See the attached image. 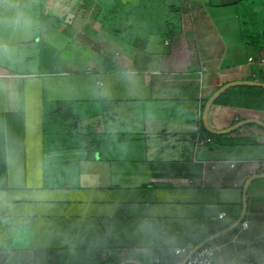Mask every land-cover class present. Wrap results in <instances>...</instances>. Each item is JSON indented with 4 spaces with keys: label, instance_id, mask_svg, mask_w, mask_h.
<instances>
[{
    "label": "crops",
    "instance_id": "1",
    "mask_svg": "<svg viewBox=\"0 0 264 264\" xmlns=\"http://www.w3.org/2000/svg\"><path fill=\"white\" fill-rule=\"evenodd\" d=\"M252 1L0 0V58L1 38L40 31L35 37L47 40H35L38 60L55 68L38 83L0 62L8 170L10 156L21 157L11 154L13 142L9 148L18 139L10 129L15 117L33 114L41 123L51 101H73L86 115L100 105L89 121L97 119L106 138L95 156H80L78 180L68 189L41 182V199L7 197L10 185L0 191L15 245L0 250L8 253L4 262L14 253L17 264H181L196 245L215 239L214 264H264V195L251 189L254 180L243 218L249 226L243 219L235 225L246 180L264 173V157L252 149L264 148V129L246 124L212 146L202 121L222 85L261 77L259 49L241 34V13ZM18 17L21 23H11ZM114 107L110 121L120 120L119 131L103 121ZM248 118L264 121V112L216 103L208 112L217 130ZM27 190L34 192L26 185L15 192Z\"/></svg>",
    "mask_w": 264,
    "mask_h": 264
},
{
    "label": "trees",
    "instance_id": "2",
    "mask_svg": "<svg viewBox=\"0 0 264 264\" xmlns=\"http://www.w3.org/2000/svg\"><path fill=\"white\" fill-rule=\"evenodd\" d=\"M258 2L252 1L246 5V9L241 13V34L244 42L248 45L255 46L264 50V0ZM264 82L263 69L261 77L258 79ZM216 104H225L236 106L244 109H249L258 112H264V87L251 85L233 86L221 93L215 100ZM80 105L73 101L55 100L46 104L43 111V151L47 154H55L60 156V162L56 164L69 166L78 164L80 156L91 158L98 153L105 142V132H99L94 127L93 123L87 121L95 118L97 115H82L80 113ZM106 122L105 120H103ZM86 122V124H84ZM76 123V124H75ZM98 124V123H97ZM248 125L256 126L264 129L258 124L250 123ZM241 128V127H240ZM240 128L235 131L240 130ZM50 133V137L48 134ZM204 136L210 139L212 146H218L226 135H215L203 128ZM70 139H75V142H68ZM243 142H238V145H244ZM68 150H77L78 155L71 154ZM50 153H47V152ZM61 152L59 155L58 152ZM85 153V154H84ZM7 138L5 130L4 115L0 113V191L10 189L8 182V167H7ZM53 158V156H51ZM67 158H75L72 161ZM46 159V158H45ZM65 159V161H64ZM45 166V165H44ZM264 172V171H263ZM62 177L58 172H53L48 168V171L43 168V187L44 189L65 188L70 184L71 178L64 175ZM60 178L61 181L55 183L54 180ZM244 220V219H243ZM243 222V221H242ZM241 222V223H242ZM205 246H212L215 239L204 241ZM155 264H166L164 259H160Z\"/></svg>",
    "mask_w": 264,
    "mask_h": 264
},
{
    "label": "rangeland",
    "instance_id": "3",
    "mask_svg": "<svg viewBox=\"0 0 264 264\" xmlns=\"http://www.w3.org/2000/svg\"><path fill=\"white\" fill-rule=\"evenodd\" d=\"M263 0H255V2H258L257 4H260ZM56 6V5H55ZM246 6V5H245ZM243 5H240V8L245 7ZM59 10V9H58ZM51 24L57 23L56 20H50ZM28 32V31H27ZM40 31H36L35 35H31V33L27 34V37H13V36H4L1 39H4L3 43V50L1 53L0 62L2 64L6 65L8 69L17 72V73H23V74H30L35 78V81L37 79L38 83H42L43 81H47V73H54L55 68L53 66V63H48V61L38 60V45L35 43V40L40 41L39 38H43L42 40H47L46 37H41L40 35L38 39L35 37L36 34L39 35ZM42 48H45L48 44L46 42H43ZM37 46V47H36ZM52 48V47H51ZM50 49V48H49ZM54 49V48H52ZM50 49V51H53ZM259 49V48H258ZM55 50V49H54ZM51 53V52H50ZM257 56L264 59V50L259 49L257 52ZM41 62V64H37ZM29 93L28 91L26 92ZM47 104V103H46ZM80 113L84 116H86L87 112H85L84 108L79 109ZM113 111V112H112ZM117 108L114 107L113 110L111 109L110 112H108V115H106L104 118L106 120V123L109 125V128L111 130H122L120 126V120L117 119L115 121H111L113 117H115V113L117 112ZM98 113H102V107L100 105H97L93 108L92 115ZM32 114V113H31ZM38 117L31 115H18L15 117V121L11 124V118L8 117V124H11V131L14 132L13 135L17 136L18 139H15L11 141L9 148H12V145L14 143L15 150H10L11 154L12 152L19 151L21 153V157L14 158L12 155L10 156L9 161V185L14 189L13 192L6 193L5 195L7 197L11 196H24L28 197L30 195H34L33 197L36 199H41L42 195H40L42 192L41 190H38V188L41 186V182H43V168H45L46 171H48V168L51 169L53 172H58L59 175L63 174V170L65 172L64 175L71 178L70 184L65 187V189H68L71 184H74L75 181L78 180V174H79V167L78 164H72L67 166L56 164V162H60V156H56L55 154H47V157L45 159V162L43 163L42 157L40 158V155H42L41 151V141L43 135V126L42 122H37ZM97 119L94 120V122ZM90 122V121H89ZM76 124V123H75ZM12 132H10V138L12 136ZM13 136V138H14ZM50 137V133L48 134ZM75 142V139H70L68 142ZM13 142V143H12ZM20 149V150H18ZM255 153H257V157L261 158L264 157V148L260 147H253L252 148ZM25 151V152H24ZM71 154H75L76 157L78 155L77 150H68ZM23 152L26 153V157L23 156ZM18 153V152H17ZM47 153H50L49 151ZM61 152L59 151V155ZM85 154V153H84ZM53 156V158H51ZM83 156V155H82ZM78 158V157H77ZM69 160L72 159V161H75V158H67ZM65 161V159H64ZM45 165V166H44ZM83 173H88L89 166L83 165L82 166ZM92 171V170H91ZM61 181L60 178L55 179L54 182L58 183ZM22 185H26L29 188L33 189V194H31V190H27L29 192H21V194H16L15 189L21 188ZM251 189H257V191L260 193V195H264V178L256 179L251 184ZM64 189V190H65ZM60 190V191H64ZM0 250H4L7 252H13L14 244H9L10 237H13L9 235V229L13 227H9L10 224V218L6 216L7 204L5 203V200H2V197L4 194L0 192ZM31 198V197H30ZM8 210H13L12 208H9ZM258 218H255L254 220H257ZM2 222V223H1ZM8 223V227H7ZM21 235H24L21 231L17 234V237ZM16 255L13 253L12 256L9 258L8 261L1 263V264H17L15 263Z\"/></svg>",
    "mask_w": 264,
    "mask_h": 264
},
{
    "label": "water",
    "instance_id": "4",
    "mask_svg": "<svg viewBox=\"0 0 264 264\" xmlns=\"http://www.w3.org/2000/svg\"><path fill=\"white\" fill-rule=\"evenodd\" d=\"M238 85H251V86L264 87V82L253 81V80L231 81V82H228V83L222 85L217 91H215L209 97V99L206 101V103L204 105V108H203V112H202L203 125L210 133L215 134V135H224V134H227V133H230V132L234 131L235 129H237V128L243 126V125L250 124V123L258 124V125H260L261 127L264 128V121H262L260 119H257V118L244 119V120H241V121L231 125L228 128L220 129V130L214 129V128H212L209 125V123H208V112H209L210 107L212 106V104L215 102V100L218 98V96L221 93H223L225 90H227L230 87L238 86ZM258 178H264V173H258V174L251 175L246 180V182H245V184L243 186V212H242V215L240 216V218L238 219V221L236 222L235 225L239 224L242 221V219L244 218V214H245V211H246V205H247L246 204V192H247L248 186H249L251 181H253L255 179H258ZM204 244H205V242H202V243L196 245L192 249V251H190V253L186 256V258L183 260V262L181 264H184L187 261V259L190 257V255L193 254L194 252H196ZM7 257H8V253L7 252H0V264L3 263L7 259ZM125 262H127V263H131V262L138 263V262L133 261V260H127ZM125 262H121L119 264H124Z\"/></svg>",
    "mask_w": 264,
    "mask_h": 264
},
{
    "label": "built area",
    "instance_id": "5",
    "mask_svg": "<svg viewBox=\"0 0 264 264\" xmlns=\"http://www.w3.org/2000/svg\"><path fill=\"white\" fill-rule=\"evenodd\" d=\"M250 62H254L253 58H249ZM259 64L263 66V75H264V59H260ZM209 142L210 139H207ZM262 168L264 169V162L261 163ZM224 214H220V217H223ZM244 228L249 226L247 220L242 222ZM220 250L219 246H205L199 248L196 252L190 255L187 261L184 264H214V258L216 253ZM176 254L186 253L188 254L189 251L186 249H176Z\"/></svg>",
    "mask_w": 264,
    "mask_h": 264
},
{
    "label": "clouds",
    "instance_id": "6",
    "mask_svg": "<svg viewBox=\"0 0 264 264\" xmlns=\"http://www.w3.org/2000/svg\"><path fill=\"white\" fill-rule=\"evenodd\" d=\"M11 23H13V24H19V23H21V18H16L14 21H12Z\"/></svg>",
    "mask_w": 264,
    "mask_h": 264
}]
</instances>
